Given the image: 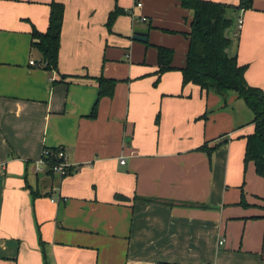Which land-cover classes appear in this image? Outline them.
Here are the masks:
<instances>
[{"label":"crops","instance_id":"0c3cea01","mask_svg":"<svg viewBox=\"0 0 264 264\" xmlns=\"http://www.w3.org/2000/svg\"><path fill=\"white\" fill-rule=\"evenodd\" d=\"M51 1L0 0V264H264V177L243 161L253 115L235 93L182 85L191 10L55 0L51 71L29 63L41 60L30 32L46 30ZM116 3L128 13L108 30ZM224 16L227 53L264 94V0ZM134 26L149 28L146 41ZM157 45L173 50V69L154 84ZM100 75L116 80L112 96L98 99ZM205 142L219 143L210 157ZM47 148L64 151L69 174L37 170Z\"/></svg>","mask_w":264,"mask_h":264},{"label":"trees","instance_id":"16d2710c","mask_svg":"<svg viewBox=\"0 0 264 264\" xmlns=\"http://www.w3.org/2000/svg\"><path fill=\"white\" fill-rule=\"evenodd\" d=\"M117 2V0H115ZM253 0H238L237 5L212 0H179L183 8L191 10L190 30L184 35L188 38V47L185 55V64L180 68L182 75V85L192 83L200 87L201 90L213 91L225 99L229 94L235 93L240 97L246 107L251 111L253 131L245 136L244 164L252 161L255 172L264 177V94L259 87L250 85L245 79L246 65L239 64L235 55L227 53V48L231 40L226 36L225 31L231 25V20L224 16L227 8L249 9ZM128 13L127 10L119 7L117 3L107 17L106 26L111 29L116 17L120 14ZM64 5L52 0L49 5L48 23L45 31L41 32L34 26L31 29V47L35 48L41 55V60L37 62L47 70H57L58 54L60 47V35L63 24ZM157 78L156 84L161 74L173 69L171 48L157 45ZM63 75L62 77H64ZM98 81V99L102 96H112L116 80L100 75ZM98 101V100H97ZM97 101L94 105L91 116L96 113ZM205 117V114L201 115ZM155 122L158 124L159 115ZM226 141V140H225ZM223 141V142H225ZM219 145L215 143L208 145L203 143L199 150L205 151L208 157ZM48 156L51 163L55 161L54 153L58 148L49 149ZM72 171L69 168L67 174ZM54 173L47 168L46 174ZM62 175L61 177H64ZM34 198L39 195L37 189H31ZM137 197H134V199ZM115 199L127 200V197L116 194ZM151 201L150 199H144ZM242 205H246L244 196L241 194ZM39 244L43 242L38 233ZM156 264H182L171 262H157Z\"/></svg>","mask_w":264,"mask_h":264},{"label":"built area","instance_id":"2783aa9c","mask_svg":"<svg viewBox=\"0 0 264 264\" xmlns=\"http://www.w3.org/2000/svg\"><path fill=\"white\" fill-rule=\"evenodd\" d=\"M139 5V4H138ZM142 19H145L142 17ZM238 24H241V19H238ZM29 63L31 65H37V62L34 59H30ZM51 152L48 149H44L43 155L41 159L38 160L37 162V170L41 169L40 165H44L47 168H50L54 173H57L59 176L65 175L67 171L69 170L72 165L66 160V155L64 151L61 148H58L56 153H54L55 161L51 163V160H49L48 156H50ZM121 163L125 162L124 157H120L119 160ZM220 243L222 242L219 241Z\"/></svg>","mask_w":264,"mask_h":264},{"label":"water","instance_id":"95a60500","mask_svg":"<svg viewBox=\"0 0 264 264\" xmlns=\"http://www.w3.org/2000/svg\"><path fill=\"white\" fill-rule=\"evenodd\" d=\"M149 28L148 27H133V38L139 41H146V36Z\"/></svg>","mask_w":264,"mask_h":264},{"label":"rangeland","instance_id":"374dc122","mask_svg":"<svg viewBox=\"0 0 264 264\" xmlns=\"http://www.w3.org/2000/svg\"><path fill=\"white\" fill-rule=\"evenodd\" d=\"M237 99H239V101L241 102V103H243V100L240 98V97H238ZM243 105V104H242Z\"/></svg>","mask_w":264,"mask_h":264}]
</instances>
